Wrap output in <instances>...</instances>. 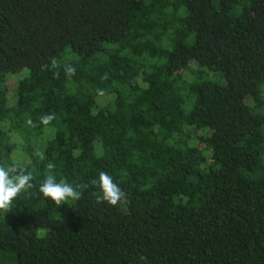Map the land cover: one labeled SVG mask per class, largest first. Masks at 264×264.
Here are the masks:
<instances>
[{
    "label": "trees",
    "instance_id": "1",
    "mask_svg": "<svg viewBox=\"0 0 264 264\" xmlns=\"http://www.w3.org/2000/svg\"><path fill=\"white\" fill-rule=\"evenodd\" d=\"M0 165V264H264V0H0Z\"/></svg>",
    "mask_w": 264,
    "mask_h": 264
},
{
    "label": "clouds",
    "instance_id": "2",
    "mask_svg": "<svg viewBox=\"0 0 264 264\" xmlns=\"http://www.w3.org/2000/svg\"><path fill=\"white\" fill-rule=\"evenodd\" d=\"M53 67H56V61L53 60ZM64 71L67 76L75 75V68L71 65H65ZM58 77L59 73H55ZM99 94L103 95V90H99ZM54 114H45L40 118V123L45 126L49 125L54 119ZM29 126L35 127L31 119L27 120ZM35 155H42L37 149ZM49 169L53 168L51 163L47 166ZM33 177L31 173L25 174L24 170H19L15 165L8 168L0 165V211L5 213L11 211L13 200L22 192H27L34 185L31 183ZM96 183V181H93ZM99 189L100 195L97 196V203L106 202L109 205H118L125 197L126 194L121 190L119 185L113 181L112 176L107 172L101 171L99 173ZM87 185L77 184L73 186L66 180L61 179L57 182L54 175L46 174L45 179L40 185L39 191L44 197L49 198L56 205H63L68 203L69 200H79L82 195V190ZM77 189H80L79 191ZM144 259V257H141Z\"/></svg>",
    "mask_w": 264,
    "mask_h": 264
},
{
    "label": "rangeland",
    "instance_id": "3",
    "mask_svg": "<svg viewBox=\"0 0 264 264\" xmlns=\"http://www.w3.org/2000/svg\"><path fill=\"white\" fill-rule=\"evenodd\" d=\"M12 83V82H11ZM19 140H17V142H18ZM17 153H18V151H17Z\"/></svg>",
    "mask_w": 264,
    "mask_h": 264
}]
</instances>
